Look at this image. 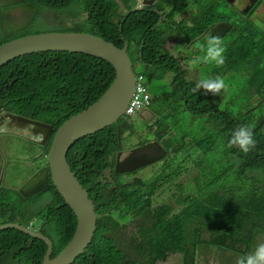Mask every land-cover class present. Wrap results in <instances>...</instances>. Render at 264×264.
<instances>
[{
    "label": "trees",
    "instance_id": "trees-1",
    "mask_svg": "<svg viewBox=\"0 0 264 264\" xmlns=\"http://www.w3.org/2000/svg\"><path fill=\"white\" fill-rule=\"evenodd\" d=\"M187 1L165 0L172 13L159 27L160 17L154 11L132 13L138 0H11L0 7V45L38 33L29 28L51 12L65 23L57 32L95 35L120 48L128 41L138 78L144 77L150 94L146 108L154 114L146 127V135L154 136L153 140L131 133L139 140L131 148L158 141L167 150V156L155 164L117 174L119 154L134 150L124 152L129 129L119 125L127 117L71 148L68 163L98 215L95 239L76 264H166L172 255H179L181 264H210L225 252L241 256L254 250L260 244L255 238L264 235V33L249 31L229 0H195L197 8L191 12L186 10ZM16 9L31 12V21L7 33L6 17ZM155 9L163 13L165 7ZM187 13L192 15V28L173 20ZM219 23L233 26L220 38L225 63L220 67L210 63L198 72L193 68L204 64L192 66L188 60L204 55V44L216 36L197 39ZM183 40L187 45L195 40L190 53L186 47L180 50ZM173 41L175 55L167 47ZM210 67L211 79L223 78V73L248 76L247 90L237 99L225 97L223 108L219 107L223 90L218 96L203 89L193 93ZM168 76L170 82H166ZM116 79L115 66L79 53L46 52L20 58L0 68V115L13 113L57 130L101 98ZM193 94L198 97L191 99ZM189 114L206 118L205 125L187 128ZM242 125L253 129L257 141L247 154L227 147L232 132ZM51 143L42 149L44 161L32 158V171L48 165L45 156ZM221 149L225 154H218ZM235 166L236 188L226 192L220 184ZM147 169H155L151 181L133 180ZM8 223L31 227L47 237L54 247L52 258L68 246L78 226L76 215L52 183L49 190L30 198L17 189L0 187V226ZM47 250L44 242L16 229L0 231V264H43Z\"/></svg>",
    "mask_w": 264,
    "mask_h": 264
},
{
    "label": "water",
    "instance_id": "water-1",
    "mask_svg": "<svg viewBox=\"0 0 264 264\" xmlns=\"http://www.w3.org/2000/svg\"><path fill=\"white\" fill-rule=\"evenodd\" d=\"M156 1L138 0V4L139 6H152ZM137 12H142V9L138 7L132 13ZM159 17L161 21L162 15L159 14ZM232 28L233 26L227 23H219L197 40L206 36L225 37ZM123 31L124 26H122ZM129 51L130 44L128 41H125L124 48H119L114 43L106 42L102 38L81 32H40L0 45V68L20 58L39 55V53L68 52L101 59L115 66L117 70L115 83L111 85L110 89L101 98L93 103L88 110L91 118L85 120L83 124L78 122L79 116L75 115L55 130L53 125L13 113L8 112L0 116V120L5 119V125L0 130L1 135L15 132L40 147H46L52 135H54L48 152V166L41 169L24 185L20 186L18 193L26 198L32 197L47 191L50 188L51 180L78 220L73 239L61 254L53 259V244L40 232L16 223L0 226V231L16 229L33 240L44 242L48 250L43 264H76L78 259L88 251L93 243L98 220L96 207L88 191L83 188L79 179L72 172L67 158L69 151L77 141L113 126L126 115L127 108L131 104L135 93L138 76ZM28 127L34 130L32 136H40V139L27 136L24 128ZM166 156L167 152L158 141H150L143 147L127 153H121L116 173H134L139 169L145 168V166L159 162ZM4 167L5 158L0 151V179Z\"/></svg>",
    "mask_w": 264,
    "mask_h": 264
},
{
    "label": "rangeland",
    "instance_id": "rangeland-1",
    "mask_svg": "<svg viewBox=\"0 0 264 264\" xmlns=\"http://www.w3.org/2000/svg\"><path fill=\"white\" fill-rule=\"evenodd\" d=\"M10 1L11 0H0V7L6 6L7 2H10ZM250 1L251 0H237L236 4L246 5V4H249ZM187 3H188V1H187ZM196 8H197L196 1L195 0H189V3L187 4L186 10L191 12V11H195ZM31 16H32L31 12L24 11L21 9H16L13 12H11L6 17V20H5V28H6L7 33H10L12 30L17 31V30H20L21 28L26 27L29 24V22L31 21L30 20ZM173 20L179 22V19L177 18V16H175L173 18ZM67 23H68V25H70L69 21H67ZM64 24L65 23L63 22V20H61V18L57 17L56 12H51V13H46L45 16H43L41 19H38L37 23L34 26H32V28H29V31L30 32H38V33L50 32V31L55 32V31L59 30L61 28V26ZM247 26L249 27L248 28L249 31H253V30L254 31H261L262 29H264V23L261 24L258 22H251V24H248ZM34 34H36V33H34ZM96 37H98V36H96ZM99 38H101V37H99ZM228 38H230V37H228ZM104 41H106V40H104ZM106 42H108V41H106ZM110 43H114V42H110ZM180 43H181L180 44V50H184L186 47L187 52L188 53L191 52L189 50L190 48L193 47L191 44L187 45V42L185 40L181 41ZM199 43H201V42H199ZM115 45L117 46V44H115ZM175 45H176V43L174 41L167 44L168 50L170 52L174 53V55H175V50H174ZM204 45L207 46V42ZM196 46H199V45H196ZM117 47H119V46H117ZM191 61L192 60H188V63L190 65L194 66L195 64H192ZM206 65L207 64H204L201 67L199 66V67H195L193 69L197 70L199 72L200 69L204 68ZM254 65H255V63H254ZM141 70H142V66H141V64H139L137 67L138 73H140ZM204 75H205V79H207L209 77H213L212 76V67H210L209 72L207 74L204 73ZM187 77L191 78L190 76H187ZM223 78H224L225 82L227 83V89L223 90V93L219 96V99L221 100V103L219 104L220 108H223V106H224V98L225 97H232L234 99L241 97L243 95V93L247 90V86L249 84L248 83V76L243 75L241 73H237L234 75L223 73ZM170 81H171V77L168 76L166 82H170ZM166 89H167V87L164 84L163 91H166ZM196 97H198V95L193 94L191 96V99H194ZM253 97L256 98V95L253 94ZM194 101L195 100H193V103H194ZM179 104L180 103L175 104L174 106L176 107ZM92 105L93 104H89L86 108H84L82 111H80L77 114L79 116V119H78L79 123L83 124L85 122V120H88L91 118V115L88 114V110L92 107ZM159 109H161V105L158 104L157 110H159ZM157 110H155V111H157ZM174 114H175V112H174ZM188 116L190 119V123L188 124L187 128H190L191 126L198 128V127L205 125L206 118L194 116V115H190V114ZM123 117L133 118L134 115L132 114L131 111L127 110L126 115H124ZM151 119H154V114H153V116H151ZM170 120L172 123L175 122V119L173 117H171ZM178 120H179V117H177L176 121H178ZM24 130H25V133L27 134V136L33 137L35 139H40V136H36V137L32 136L34 130L31 129L30 127L24 128ZM135 131H140L145 138H149V139L154 138V136H152V135H146V127L145 126H142V125L137 126ZM149 131H151V130L149 129ZM10 134H13V135L8 136L7 138H4V141L7 143V151L9 153V155L7 156L8 165H7V169H6L5 182H4V186H2V187L7 188V189H11V188L17 189V188H19L22 181H24L25 179H27L30 176L33 177L37 173L36 171H32L30 168H28V165L32 164L31 163L32 156L39 154L41 152V150L39 148L35 147L33 145L32 141H30V140L26 141L25 139L18 138L17 137L18 133L11 132ZM90 135H92V134H90ZM124 139H126V145L125 146L127 148H131L133 146H136L139 143L138 139L132 138L131 135L129 136L128 133L125 135ZM51 140H52V137H51L50 141ZM165 151L167 152V150H165ZM218 154L223 155V154H225V152L223 149H221ZM45 158L47 161L49 160V153H48V155L45 156ZM154 167H157V166H154ZM236 167L237 166H235L234 169L232 170L230 177L220 184L221 188L225 189L226 192L235 190V188H236V185H237ZM38 168L39 167H37V169ZM154 172H155V169H153V170L147 169L144 171V173H141V174L137 175L136 177H134L133 180L135 181L137 179H141L144 182H149V181H151V176H152V174H154ZM51 183H52V181L50 180V185H51ZM245 186L246 187L249 186V183L247 180H245ZM47 199H48V201L50 200L49 197ZM45 201H46V199L44 198L43 202H45ZM130 226H133V225H130ZM75 232H76V230H75ZM257 237L255 238V240H257L258 243L264 242V235H260ZM255 240H254V244H255ZM238 257L239 256L233 252L232 253L231 252H225V253L221 254L217 259L211 260L210 264H222L223 261L230 262V260H234V262L236 264V260ZM166 264H181L180 256L179 255L170 256V258Z\"/></svg>",
    "mask_w": 264,
    "mask_h": 264
},
{
    "label": "clouds",
    "instance_id": "clouds-1",
    "mask_svg": "<svg viewBox=\"0 0 264 264\" xmlns=\"http://www.w3.org/2000/svg\"><path fill=\"white\" fill-rule=\"evenodd\" d=\"M225 51H226V49L222 45V41L219 37H210L207 41V47L204 50V55L195 57L191 61V63L192 64L214 63L217 67H220V66L224 65V63H225V56H224ZM137 78H138V76H137ZM110 87L108 88V90L110 89ZM201 89L204 90L205 94L211 93L214 96H218V95H220L222 90L227 89V84L222 77L217 76L214 79L209 78V79H202V80L198 81L196 83L195 87L192 89V92L196 93V92H199ZM131 102H132V100H131ZM129 107H130V105H129ZM129 107L127 108V110L129 109ZM146 109L147 108H145L142 111L134 113L133 114L134 117H136L138 114L145 111ZM4 113H8V112H4ZM256 144H257V141L254 138L253 129L248 125H242V126H239L237 129H235L232 132L231 138L228 142L227 147L228 148L238 147L243 153L247 154V153L251 152L256 147ZM43 148H45V147H43ZM43 148L42 147L40 148L41 153L43 152V150H42ZM32 158H34V156ZM43 161H44V159H43ZM47 166H45V167H47ZM45 167H43V168H45ZM43 168H41V169H43ZM3 172H4V169H3ZM2 176H3V174H2ZM248 177L251 178L252 174L249 175ZM2 186H4V185H0V187H2ZM257 211L258 210H255L254 212L257 213ZM228 213H230V215H231L232 213H237V211H228ZM97 228H98V225H97ZM96 232H97V230H96ZM236 264H264V243H260V244L256 245L254 250L239 256L236 260Z\"/></svg>",
    "mask_w": 264,
    "mask_h": 264
},
{
    "label": "flooded vegetation",
    "instance_id": "flooded-vegetation-1",
    "mask_svg": "<svg viewBox=\"0 0 264 264\" xmlns=\"http://www.w3.org/2000/svg\"><path fill=\"white\" fill-rule=\"evenodd\" d=\"M148 1V0H147ZM151 1H153V0H151ZM229 2H230V0H229ZM231 3V2H230ZM263 3H264V0H257V2L255 3V5H253L251 8H250V10H249V12H248V14L247 15H243V14H241L242 15V17L244 18V21H245V25H248V24H251V22L253 21L252 20V16H251V13H252V11L254 10V8L256 7V6H258V8L257 9H259L260 7H261V5H263ZM156 6H159V8H161V7H165V10H164V12L163 13H160L158 10H156L155 9V7ZM139 8H141L142 9V12H152V11H154L155 13H157L158 15L159 14H161L162 15V20L159 22V24L157 25V27H159V26H161V24L164 22V21H167L168 20V17L171 15V13H172V10H169V8H168V4L167 3H165V0H157L156 2H155V4H153L152 6H144V5H142V6H138ZM238 12H239V10H238ZM239 14V13H238ZM183 15V17H182V19H179V23H183V22H186L187 23V25L188 26H190L191 28L193 27V23H192V15L190 14V13H187V14H182ZM239 16V15H238ZM239 28H241V27H243L242 25H239L238 26ZM171 32H174V31H171ZM261 33H264V29H262L261 30ZM196 40V39H195ZM194 40V41H195ZM194 41H191L192 43H189V44H191V45H193V43H194ZM188 44V45H189ZM138 67V66H137ZM136 67V68H137ZM151 116H153V114H151L150 113V111H149V109L147 108L145 111H143V112H141L140 114H138L136 117H133V118H129V117H127V119L126 120H124V122L123 123H121L120 125H119V128H122V125L124 124V125H126L127 127H128V129L130 130H128V134H129V136H130V134L131 133H133V134H135L137 137H143L144 138V136H143V134L140 132V131H135V129H136V127L137 126H140V125H142V126H145V127H147V123H150L151 121ZM130 122V123H129ZM4 125H5V119L4 120H0V130L1 129H3V127H4ZM11 135H13V134H10V133H8V134H0V151H1V153H2V155H3V157L5 158V167H4V172H3V176L1 177V179H0V185H4V182H5V177H6V169H7V165H8V161H7V156L9 155V153H8V151H7V143L4 141V138H7L8 136H11ZM17 137L18 138H21L19 135H17ZM22 139H25L26 141H29L28 139H26V138H22ZM145 139V138H144ZM153 140V139H152ZM35 147H37V148H41L40 146H38V145H34ZM43 148V147H42ZM137 148V147H136ZM136 148H128V149H126V150H124V152H127L128 150H132V149H136ZM122 153V152H121ZM120 153V154H121ZM119 154V155H120ZM119 157V156H118ZM34 158H37L39 161H43V157H42V153L40 152L39 154H36V155H34ZM28 167H29V165H28ZM43 168V167H42ZM39 171V170H38ZM38 171H36V172H38ZM32 176H30V177H28L27 179H25L24 181H22L21 182V184H20V186H22V185H24L30 178H31ZM19 186V187H20ZM12 190L14 189V188H11ZM49 190V189H48ZM17 191H18V188H17ZM31 228V227H30ZM33 229V228H32ZM53 249H54V247H53Z\"/></svg>",
    "mask_w": 264,
    "mask_h": 264
},
{
    "label": "built area",
    "instance_id": "built-area-1",
    "mask_svg": "<svg viewBox=\"0 0 264 264\" xmlns=\"http://www.w3.org/2000/svg\"><path fill=\"white\" fill-rule=\"evenodd\" d=\"M149 102L150 94L147 93V89L144 86V77L140 76L137 78L135 93L128 111H131L132 114L142 111L148 106Z\"/></svg>",
    "mask_w": 264,
    "mask_h": 264
},
{
    "label": "crops",
    "instance_id": "crops-1",
    "mask_svg": "<svg viewBox=\"0 0 264 264\" xmlns=\"http://www.w3.org/2000/svg\"><path fill=\"white\" fill-rule=\"evenodd\" d=\"M236 1L237 0H230L231 4L234 6L235 8V13L237 15H247L250 8L255 5V3L257 2V0H251L249 4H246V5H240V4H236ZM258 6H256L254 8V10L252 11L251 13V16H252V22H258V23H264V3L263 5H261V7L259 9H257ZM239 10V12H238ZM239 13V14H238ZM261 32V31H260Z\"/></svg>",
    "mask_w": 264,
    "mask_h": 264
},
{
    "label": "bare ground",
    "instance_id": "bare-ground-1",
    "mask_svg": "<svg viewBox=\"0 0 264 264\" xmlns=\"http://www.w3.org/2000/svg\"><path fill=\"white\" fill-rule=\"evenodd\" d=\"M51 172V171H50Z\"/></svg>",
    "mask_w": 264,
    "mask_h": 264
}]
</instances>
